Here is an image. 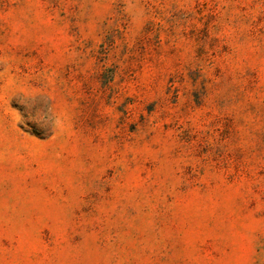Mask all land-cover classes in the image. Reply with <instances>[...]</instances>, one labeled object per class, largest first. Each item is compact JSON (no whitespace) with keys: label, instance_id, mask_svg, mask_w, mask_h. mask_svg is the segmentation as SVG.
<instances>
[{"label":"rangeland","instance_id":"374dc122","mask_svg":"<svg viewBox=\"0 0 264 264\" xmlns=\"http://www.w3.org/2000/svg\"><path fill=\"white\" fill-rule=\"evenodd\" d=\"M0 264H264V0H0Z\"/></svg>","mask_w":264,"mask_h":264}]
</instances>
